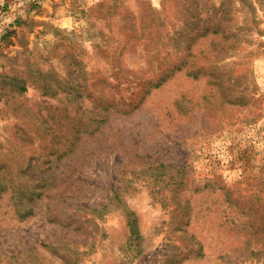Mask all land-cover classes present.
<instances>
[{
    "label": "rangeland",
    "instance_id": "1",
    "mask_svg": "<svg viewBox=\"0 0 264 264\" xmlns=\"http://www.w3.org/2000/svg\"><path fill=\"white\" fill-rule=\"evenodd\" d=\"M0 264H264V0H0Z\"/></svg>",
    "mask_w": 264,
    "mask_h": 264
}]
</instances>
